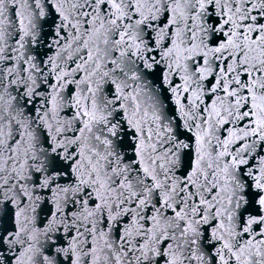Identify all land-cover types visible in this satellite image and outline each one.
Instances as JSON below:
<instances>
[{
    "label": "snow or ice",
    "instance_id": "1",
    "mask_svg": "<svg viewBox=\"0 0 264 264\" xmlns=\"http://www.w3.org/2000/svg\"><path fill=\"white\" fill-rule=\"evenodd\" d=\"M0 264H264V0H0Z\"/></svg>",
    "mask_w": 264,
    "mask_h": 264
},
{
    "label": "water",
    "instance_id": "2",
    "mask_svg": "<svg viewBox=\"0 0 264 264\" xmlns=\"http://www.w3.org/2000/svg\"><path fill=\"white\" fill-rule=\"evenodd\" d=\"M9 19H15V9H12L10 10L8 13H7Z\"/></svg>",
    "mask_w": 264,
    "mask_h": 264
}]
</instances>
